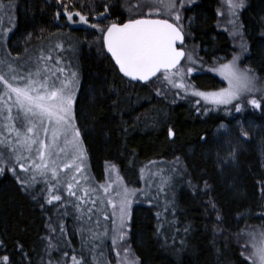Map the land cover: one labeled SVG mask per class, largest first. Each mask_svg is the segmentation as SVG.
I'll list each match as a JSON object with an SVG mask.
<instances>
[{"label":"snow or ice","instance_id":"1","mask_svg":"<svg viewBox=\"0 0 264 264\" xmlns=\"http://www.w3.org/2000/svg\"><path fill=\"white\" fill-rule=\"evenodd\" d=\"M220 2L222 7L217 9L216 15L225 21L223 30L231 39L239 41L241 54L247 53L249 46L245 41L244 25L240 22L246 0ZM55 3L59 6L54 14L55 21L94 30L97 35L93 43L98 52L110 55L115 69L127 82L147 86L154 80L159 81L155 95L164 99L172 96L173 103L176 98L196 97L195 111L201 115L221 110L231 115L233 109L235 113H243L247 106L264 114V83L252 68L239 66L241 54H233L226 61L216 58L206 69L219 76L226 87L204 91L191 82L197 66L203 68L205 63L203 57L194 54L195 49L190 50L185 45L189 33L183 24L182 10L195 0H120L117 13L113 12V0H103L102 4H97L96 0L87 4H78L77 0H55ZM13 7V0L8 4L0 3V13H4L0 15V25L5 23V16L7 22L12 23L10 9ZM125 14L126 19H121ZM10 31L6 26L0 28V37L6 40ZM70 48L74 50L75 45ZM57 50L64 51L63 42L41 46L34 51L26 47L23 57H11L8 53L0 59V175L6 171L12 173L20 190L38 202L43 211L49 210L46 206L56 209L54 215L60 222L55 224L51 216L46 222L48 235L41 238L44 254L40 264H89L85 249L91 255V264H113L105 252V240H110L114 264H142L129 243L132 206L145 201L150 207L162 205L163 211L155 213L157 234L166 223L173 227L177 222L166 220L170 209L175 216L174 197L169 199L168 193L175 175L183 179L187 169L179 156L168 162L170 169L159 167L157 161H149L139 169L144 187L132 188L125 182L118 166L106 161L104 181L97 183L90 174L87 150L78 126V71L55 56ZM176 135L174 127L168 126L169 141H174ZM240 136L244 139L249 136L243 125ZM200 139L206 141V137ZM230 157L235 158V149L230 152ZM188 184L195 192L197 186L191 179ZM209 188L205 180L203 191ZM140 197L143 199H138ZM207 204L217 213L213 231L220 232L219 225L223 220L216 204L211 199ZM69 207L74 210L79 224L74 233L81 237L79 254L75 249L71 254L65 250L71 248V241L67 239L62 217L70 215ZM101 214L104 221L110 222V227L105 225L103 231L87 227L94 223L99 228ZM243 215L240 214L241 219ZM260 218L264 219V213ZM184 230L188 231L187 228ZM235 236L240 264H264V227L246 224ZM57 252L59 257L55 255ZM16 255H23L31 264L23 244L17 243L9 252L7 245L0 241V264H13Z\"/></svg>","mask_w":264,"mask_h":264},{"label":"trees","instance_id":"2","mask_svg":"<svg viewBox=\"0 0 264 264\" xmlns=\"http://www.w3.org/2000/svg\"><path fill=\"white\" fill-rule=\"evenodd\" d=\"M81 2L87 4L91 0H77L78 4ZM13 3L16 21L8 39L12 53L17 51L14 44H26L31 37L43 41L61 32L54 19L59 7L55 0H13ZM96 3L102 4L103 0ZM113 3V12L117 13L120 0ZM216 3L217 0H199L184 12L185 21H190L187 31L206 60L227 59L233 51L226 33L216 27ZM121 19H126V14ZM240 21L249 46L244 63L264 80V0H246ZM76 33L69 32L79 47L76 114L95 177L101 178L106 161L115 163L132 187L140 186L138 171L149 161L169 162L179 156L187 169L183 179L175 175L172 196L168 195L169 199L174 197L175 216L170 209L166 220H175L173 227L166 223L157 234L155 213L161 209L144 202L132 206L129 243L135 255L142 264H240L239 245L228 234H236L246 224L257 226L264 211V160L255 139L257 135L258 141L264 142V114L245 110L237 115L242 123L253 124L250 127L257 131L249 140L234 139V145L240 147L235 153V167H225L220 172L215 155L224 153L225 146L224 140L216 138L215 130L231 122L229 115L222 111L201 115L188 100L173 103L171 99L158 97L152 86L155 80L147 86L127 82L111 58L98 52L93 43L97 35L94 30L85 32V43L80 42ZM191 80L202 90L223 86L222 81L209 73L193 74ZM168 126L176 130L174 141L167 137ZM202 136L206 141L200 139ZM189 179L197 186L195 192L189 187ZM205 180L210 185L206 192ZM209 199L222 217L220 232L213 231L217 221L212 209L209 210ZM46 208L49 210L43 211L38 202L20 190L12 173L0 175V241L9 252L17 243L23 244L31 264H40L44 254L41 238L48 235L45 225L49 217L55 224L60 221L54 215L55 208ZM68 225L66 221L69 232ZM70 238L71 247L79 245L78 239ZM13 264H29V260L16 255Z\"/></svg>","mask_w":264,"mask_h":264},{"label":"rangeland","instance_id":"3","mask_svg":"<svg viewBox=\"0 0 264 264\" xmlns=\"http://www.w3.org/2000/svg\"><path fill=\"white\" fill-rule=\"evenodd\" d=\"M196 1L197 0H195V2ZM217 1H218V5H217V9H218V8H221L222 5H221L220 0H217ZM0 3L8 4L9 2H6L5 3L4 1L0 0ZM188 7L189 6L186 5L185 9L182 10V15L184 17L183 24H184V27H185L186 32H188L187 31V25H189L190 21H189V19H186V21H185L184 12H185V10ZM10 12H11V14L13 16L12 23L9 24L7 22V16H5V23L3 25H0V28L6 26V27H9L11 29V31L8 34V38L6 40H4L2 37H0V59H3L5 57H7L8 56V53L11 54V57H17V56L23 57L25 55V51L24 50H25L26 47L29 48L30 51H34V50L40 48L41 46L50 45V44L51 45H54L56 42H63L64 51L61 52V51L57 50V51L54 52V55L55 56H59L64 61V63L66 65L67 64H70L72 66V70L78 71V75H79V67H78L79 66L78 65L79 63L77 61V53H78L77 52V48H79V47H77V44L74 41H72L73 36H70L69 32H72V34H75L77 32L76 34L79 35L80 42L81 43H85L86 42V38H85L86 33L85 32H91L92 29H87L84 26H79V25H75V26L74 25H67V26H65L64 23L61 22V23H58L59 24V29L61 30V32H60L61 35L54 36V37L53 36H50L49 38H47L46 40H43V41H39V39H40L39 37H35V38L31 37L29 39V42L26 43V44H14V46H15V48L17 50V51H15V54H14V53H12L8 49V39H9L10 35L12 34V32L14 30L15 21H16L15 20L14 7L10 9ZM0 15H4V13H0ZM216 26H217V28L219 30H221V31H223V32L226 33V35L228 36V38H229V40L231 42V46H232V49H233L231 56L229 58L223 59V60H225V61L226 60H230L232 58V55L233 54H241L240 53V49L238 47L239 41L238 40L237 41H234L233 39H231L229 37L228 32H226V31L223 30L224 27L226 26L225 25V21H224L223 18L217 16ZM57 33H59V31ZM245 41H246V39H245ZM71 45H75V49L74 50H72L70 48ZM185 45L190 50L195 49V53L194 54L197 55L198 57H202L200 55V52H199V46L194 42V39H193V37H192V35L190 33H189V35H188V37L186 39ZM247 53H242L241 54V60L239 61V66L241 68L249 67L248 65H246L244 63V58H245V56H246ZM203 60L205 61L204 65H203V68H200L199 65H198L197 66L198 67V70L194 74H197V73H209V74H212V75L216 76L217 79H219L220 81H222L219 76L215 75L214 73L208 72L206 70L208 67H210L212 65V61L214 59L213 60L212 59L206 60L203 57ZM190 80H191V78H190ZM260 81L262 83H264V80L260 79ZM191 82H192V80H191ZM79 84H80V75H79ZM152 86L154 88H156L157 86H159V81H155L152 84ZM222 87H226L225 82H223V86ZM199 90H202V89H199ZM210 90H215V89H209V90H204V91H210ZM77 92H78V90H77ZM168 99H171L173 101V97L172 96H169ZM196 99H197L196 97H188L186 99L176 98V101L188 100V101H190L192 103L193 106H195V100ZM245 103H246V101H245ZM246 110H253V109L251 108V106H247L246 107ZM221 111L223 113H225L223 110H221ZM221 111H219V112H221ZM213 112H216V111H213ZM240 114H242V113H235V111L233 109L232 114L229 115L230 118H231V122L229 124H226V123L225 124H221V125H224V127L221 128V125H220L218 128H216L217 130H215L216 138H219L220 140H224V146H225L224 153H221V154L220 153H217V155H215L216 162H217V166H218V169L220 170V172H223V170H224L225 167H232L233 169L235 167V161H234V159H232L230 157V152L232 151V149H235V153H236L238 151V149H240V147H238L239 145L238 146L234 145V139L235 138L236 139L239 138L241 140L244 139V138H242L240 136V128H241V125H243L244 130H246L249 133L248 138L247 139H244V140H249L250 137H251V135H254L255 132L257 131V130L252 129V127H250L253 124H251V123H242L240 121L239 117L237 116V115H240ZM258 128L259 127L255 128V129H258ZM255 139H256V142H257V146L259 147L258 148L259 154H261L262 161H263L264 160V142H262L261 139L258 141V136L257 135H255ZM83 144H84V142H83ZM157 162H159V167H163L165 169H170V165H169L168 162H166V161H157ZM169 162H171V161H169ZM87 163H88V167H89V170H90V174L95 178V181L97 183H102L104 181V178H105V166L103 168L104 171H103V174H102L101 178L97 179L95 177L92 169H91L89 157H88ZM147 164H145V165H147ZM17 172H19V168L18 167H17ZM138 174H139V177H140V172L139 171H138ZM21 175H23V174H21ZM129 187H132V186H129ZM142 187H144V184L141 182V184H140L139 187H132V188H142ZM168 195L170 197L172 196L171 190L169 191ZM138 199H143V198L140 197ZM161 199H163V198H161ZM144 203H147V202L145 201ZM134 204H136V203H134ZM160 209L161 210L163 209V206L162 205H161ZM210 209L211 208H209V210ZM68 211H69L70 215L65 216V217H62V220H63L64 223L66 221L69 223V225H68L69 232L66 230L67 234L69 235L67 239L71 241L70 236H72L75 239H78L79 240L78 241L79 245H77L76 247L68 248L67 251H69V253L71 254L72 253V250L75 249L76 252H77V254H79V252L81 250V237L78 234H74L76 232V228L79 227V224L75 220L74 210L69 207ZM108 211L110 212L111 210L108 209ZM263 213H264V211H263ZM212 214H213V216H215L217 213H216V211H213L212 210ZM93 219L95 220L96 217L94 216ZM99 219H100V226H99V228H97L94 223L91 224V225H87V227H92L93 230H95V231H103L105 225H108L110 227V222L104 221L102 214L99 216ZM254 227H264V219H261L260 218L259 223L257 224V226H254ZM57 235H59V234L57 233ZM228 236L231 237V238H233L237 242V239H236L235 234H228ZM241 242H243V241H241ZM104 244L106 246L105 247V252L107 253V255H109L112 258L113 264H114L115 254L112 253V252H110V247H111L110 240H105L104 241ZM70 249H72V250H70ZM84 253H85V256L87 257V259L89 261V264H91V262H92L91 255L88 254V252H87L86 249L84 250ZM57 254H60V253L57 252ZM57 257H59V256H57Z\"/></svg>","mask_w":264,"mask_h":264},{"label":"flooded vegetation","instance_id":"4","mask_svg":"<svg viewBox=\"0 0 264 264\" xmlns=\"http://www.w3.org/2000/svg\"><path fill=\"white\" fill-rule=\"evenodd\" d=\"M199 2V0H197L195 3H193L192 5H194V4H197ZM217 5H218V1H217V3H216V12H217ZM216 22H217V15H216ZM216 24V23H215ZM217 27V26H216ZM186 42V41H185Z\"/></svg>","mask_w":264,"mask_h":264},{"label":"water","instance_id":"5","mask_svg":"<svg viewBox=\"0 0 264 264\" xmlns=\"http://www.w3.org/2000/svg\"><path fill=\"white\" fill-rule=\"evenodd\" d=\"M107 54V53H106ZM109 57H110V55L109 54H107ZM111 58V57H110ZM113 62V61H112ZM114 63V62H113ZM126 79V78H125ZM134 83H138V82H134Z\"/></svg>","mask_w":264,"mask_h":264}]
</instances>
